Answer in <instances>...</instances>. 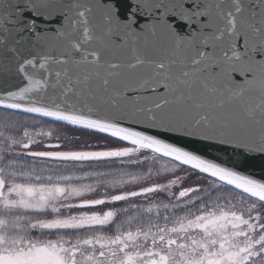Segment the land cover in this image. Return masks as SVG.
Returning <instances> with one entry per match:
<instances>
[{
	"label": "snow or ice",
	"instance_id": "6c2138e0",
	"mask_svg": "<svg viewBox=\"0 0 264 264\" xmlns=\"http://www.w3.org/2000/svg\"><path fill=\"white\" fill-rule=\"evenodd\" d=\"M261 161L264 0H0V264H264Z\"/></svg>",
	"mask_w": 264,
	"mask_h": 264
},
{
	"label": "water",
	"instance_id": "95a60500",
	"mask_svg": "<svg viewBox=\"0 0 264 264\" xmlns=\"http://www.w3.org/2000/svg\"><path fill=\"white\" fill-rule=\"evenodd\" d=\"M257 163H261V164H264V161H261V162H257ZM255 171L259 172V171H260V168H259V167H257V168L255 169Z\"/></svg>",
	"mask_w": 264,
	"mask_h": 264
}]
</instances>
